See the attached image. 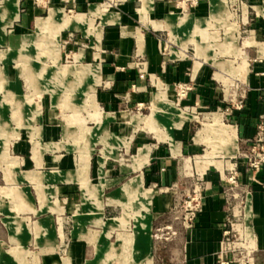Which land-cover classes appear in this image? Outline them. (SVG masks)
<instances>
[{"label": "crops", "instance_id": "0c3cea01", "mask_svg": "<svg viewBox=\"0 0 264 264\" xmlns=\"http://www.w3.org/2000/svg\"><path fill=\"white\" fill-rule=\"evenodd\" d=\"M76 4L80 7L76 12L83 13L67 19L62 11L70 18L76 14L69 16L62 4L51 2L46 6L47 10L54 6L47 12L50 17L36 16L34 24L42 32L51 27L53 17L59 16L62 23L52 30L82 24L77 30L86 33L88 26L83 23L88 19L83 15L93 17L95 35L89 36L95 44L92 58L96 61L82 63L98 65L100 70V84L94 90L102 115L98 121L93 117L95 126L88 129L96 130L97 135L90 133L91 142L77 163L76 155L69 149L51 114L52 109L40 113L39 101L32 102L37 109L33 137L29 142L25 138L13 140L9 145L12 155H9L16 160V165L0 168V264H219L217 253L222 231L241 215L239 200L232 198L231 191L223 184L227 165L236 162L238 186L233 191L239 196L248 192L247 225L254 238L248 264H264V164L253 172L242 167V161L234 157L240 140L253 136L257 123L261 122L264 127V21L257 20L250 25L253 27L248 29L250 41L241 45L240 56L246 60V69L237 84L242 90V107L220 114L225 120L221 121L225 124L222 125L235 131V145L230 143L229 148L219 149V157L211 150L204 156V143L211 148V124L203 127L201 122L194 130V119L184 120L171 128L166 140H160L157 137L164 129L163 120L173 118L158 111L163 115H155L159 131L152 140L147 131L135 130V116L129 114V109L147 99L151 107L154 93L150 86L155 80L161 83L157 92L166 95V102L192 115L227 104L215 80L216 74L222 72L213 63L218 72L212 71L208 63L210 44H204L198 36L199 30L206 37L210 35L201 24L213 18L209 3L207 8L198 0L189 3L180 0L177 12H174V0H150L147 9L141 7L140 0H78ZM96 4L104 13H99L97 7L90 8ZM6 5L14 14L11 23L40 10L34 0H0V6ZM185 14L188 19L183 24L171 26L173 33L161 25L166 17L176 22ZM164 30L175 46L170 45L163 55L157 46L156 31ZM97 31H100L99 41ZM189 39L207 47V54L196 56L195 46ZM181 43L185 44L184 50ZM188 43L193 46L194 57L187 56ZM172 51H184L185 55H175ZM214 59L219 60L217 56ZM138 60L144 61L143 78L137 76L135 62ZM190 76L191 89L175 102L172 86L187 82ZM7 83L9 86L10 82ZM55 86L49 85V88L56 90ZM7 90L19 94L16 89ZM56 92L57 95L50 92L51 105L64 100L63 93L60 92L63 96L60 100L59 90ZM122 140L128 142L126 148ZM93 144L102 148L91 162L89 150ZM146 148V161L134 169L133 156ZM118 149L123 153L132 152L126 163L113 162ZM2 162L0 158V166ZM186 162H190V174L185 171ZM253 177L263 186L253 181ZM182 185L199 188L200 206L188 228L180 224L179 200L173 190ZM160 186L167 193H156ZM127 213L134 215L131 222L127 220ZM20 249L30 253L28 259L20 255Z\"/></svg>", "mask_w": 264, "mask_h": 264}, {"label": "rangeland", "instance_id": "374dc122", "mask_svg": "<svg viewBox=\"0 0 264 264\" xmlns=\"http://www.w3.org/2000/svg\"><path fill=\"white\" fill-rule=\"evenodd\" d=\"M108 1V0H99ZM115 1V0H114ZM138 2V0H135ZM142 6H149L150 0H140ZM180 0H174L175 10L180 8ZM194 0H188V3ZM204 2L206 7H211V18L202 22L206 31H210L208 37L204 36L203 30H199L198 36L202 39L204 44H210V66L212 71L218 72L217 68L212 65H216L222 72L216 74V82L220 88L221 98L223 97L228 104L238 99L242 95V90L238 89L237 84L240 83L243 71L246 69V60L243 59V55L240 52L242 50L241 45L249 43L248 29H251L250 25L257 20L264 21V0H198ZM62 4L64 11L67 15H74L80 10L76 2L78 0H34L35 7L40 8L37 12L30 14L28 17L11 21L14 19V14L10 7L0 6V158L4 160L3 165L0 168L14 167L16 160L11 158L10 143L13 140L25 138L27 141L32 139L33 131L32 125L35 124V116L37 115V109L33 107L32 102L39 101L40 113L45 109H52V116L56 121L59 128L62 130V137L68 142L69 149L76 155L77 163L83 158V152L88 148L91 142V135H97L96 130H89L90 127L95 126V119L97 121L102 115L100 112V106L95 98V86L100 84V70L99 66H91L86 63L95 62L96 59L92 57V38L89 35H95V31H92L93 17L84 19L87 20L83 23L87 25L86 33L80 29L82 24H73L62 29H55L62 23L61 17H53L51 27L47 26L44 31L37 30L35 28L34 20L36 16L44 17L42 19H48L47 12L54 6H49L48 10L46 6L49 3ZM147 2V3H146ZM98 3V2H95ZM146 3V4H145ZM60 6V5H59ZM97 7L99 13L103 12L99 9V4L92 5ZM11 9V10H10ZM59 9V8H55ZM62 10V9H61ZM39 11V12H38ZM90 12V9L88 13ZM104 13V12H103ZM62 14L65 18L73 19L80 14H76L72 18L67 17L63 11ZM99 15V14H97ZM46 16V17H45ZM188 18L186 14L180 17L176 22L168 20L167 17L162 21V26L168 27L172 32V27L175 25L180 26ZM19 22V24H16ZM11 23V24H10ZM208 23H211L210 25ZM48 25V24H47ZM73 28V29H71ZM75 29V30H74ZM157 32V46L159 51L164 55L167 53L170 45L173 42L168 39L166 31ZM30 34V35H24ZM24 35V36H23ZM97 39L99 41L100 31L96 32ZM5 37V39H4ZM24 42L22 43V38ZM252 37V36H251ZM35 41V42H33ZM193 43L196 49L195 55L200 53L201 55L207 54V47L200 42L197 43L191 39L188 40ZM183 50L185 44L181 43ZM9 48V49H8ZM14 49V50H11ZM18 49V50H16ZM80 49L78 52L77 50ZM260 48V53L262 52ZM77 52V53H76ZM175 55L184 56V51H172ZM76 53L73 57V54ZM187 56L194 57L192 44H187ZM217 56L219 60L214 59ZM206 57V56H205ZM74 59V62H73ZM225 60L229 61L226 62ZM73 62V64H71ZM7 72L8 75L5 73ZM97 73V74H96ZM156 81V80H155ZM153 82L151 107L150 100L147 99L141 103L136 104L129 109V114L134 115L133 119L134 127L136 131L145 130L149 133L152 140H155V134L159 131V124L155 120V115H163L156 113L163 111L169 116H172L173 120H163V131L158 135V139L166 140L169 136L172 127H178L182 121L188 119H194L190 114L182 109L172 105L165 101L166 95L163 96L162 92H157V88L161 87V83ZM9 83V86L6 84ZM66 84V85H65ZM49 85L55 86L56 90H59L64 95L63 102L59 101V104L55 102V105H51V93L57 95L56 90L50 89ZM58 85V86H57ZM61 85L62 87H60ZM64 85V86H63ZM7 86V87H6ZM85 87L91 92H86ZM7 88L16 89L19 93L16 95L14 92L8 91ZM173 90V86H172ZM157 92V93H155ZM58 95V97H59ZM38 96V97H36ZM62 94L60 100H62ZM58 100L56 96V101ZM68 101V102H66ZM176 102V101H175ZM21 103L23 106L20 107ZM64 106V107H62ZM199 114H193L197 118L194 119L193 129L197 130L200 127L199 123L204 125L211 124V148L208 144L204 143V151L202 155L208 156V150H211L216 157L221 156L219 149L224 150L230 147V143L235 145V131L229 127L222 125L220 118L215 117L211 122L210 115L213 113L220 114L219 111L205 109L203 111H196ZM95 113V114H94ZM160 123V122H159ZM227 125V124H226ZM202 127V129H203ZM99 125L97 126V129ZM200 129L198 131L201 132ZM228 135L231 136L229 140ZM112 140V139H111ZM29 142V141H28ZM27 142V143H28ZM227 142V143H226ZM228 144V145H227ZM122 145L125 148L128 145L127 141L122 140ZM233 145V146H234ZM9 148V149H8ZM102 146L93 144L91 150H89L90 161L93 157L99 154V149ZM148 148L145 150H138L136 155L133 156V168L137 169L140 165L146 161L145 154H147ZM10 154V155H9ZM132 152L123 153L122 149H118V155L115 163H126L130 159ZM5 156V158H3ZM214 156V157H215ZM104 156L103 158H105ZM119 158V159H118ZM219 159V158H210ZM84 165L87 163V159L84 158ZM194 160H206V158H196ZM192 163V160H189ZM190 162H186L187 168L185 171L187 174L192 173L190 168ZM103 161L101 162V164ZM198 173V171H196ZM192 187L187 185L182 187L173 188L178 197L179 204L177 209H180V204L185 196L191 191ZM160 189V191H159ZM156 193H167L163 187H157ZM159 191V192H158ZM78 188L76 193L78 194ZM243 196V194H241ZM242 204L239 206L241 210ZM130 210L129 212H131ZM127 220L131 222L133 220L132 213H127ZM132 219V220H131ZM233 230L230 231L229 247H233L234 251L231 252V257L235 262L238 260H247L250 255V246L248 242L243 241L245 237L242 233L243 220L240 218L233 222ZM249 246V247H248ZM21 250V249H20ZM62 252H60L61 255ZM27 251H20V255L23 258L28 259ZM243 257V258H242ZM246 258V259H245Z\"/></svg>", "mask_w": 264, "mask_h": 264}, {"label": "built area", "instance_id": "2783aa9c", "mask_svg": "<svg viewBox=\"0 0 264 264\" xmlns=\"http://www.w3.org/2000/svg\"><path fill=\"white\" fill-rule=\"evenodd\" d=\"M135 67L137 69L138 78H143L145 75L144 61L138 60L135 62ZM192 85V76H190L187 82H177L173 85V92L176 98V102L179 99H182L186 96L187 92L191 89ZM242 107V96L236 99L234 102L227 103L220 108H216L215 111H219L220 114H229L232 110H240ZM222 121L223 116L221 117ZM234 157L237 160L242 161V167L250 169L253 172L259 171L260 167L264 164V127L261 122L257 123L255 126V133L253 136L241 139L240 147L237 148L236 154ZM238 164L237 162L233 164L232 167L228 168L224 177L223 184L227 190L231 191V196L234 199H238L240 204H244L246 199V194L248 192H243V196H239L238 192L233 191L238 186L237 177H238ZM258 185L263 186V184L252 178ZM199 204V188L197 185H194L191 191L185 196V199L182 200L180 204V224L183 228H188L192 224L195 212L198 210ZM242 216V215H241ZM233 224L229 223V227L222 231V238L219 241V250L217 253V259L219 264H248V259L238 260L235 262L231 257V252L234 251L233 247H229V237L230 231L233 230ZM244 243L246 242L243 239ZM251 251V248H250ZM243 258V257H242ZM246 259V258H245Z\"/></svg>", "mask_w": 264, "mask_h": 264}, {"label": "bare ground", "instance_id": "6f19581e", "mask_svg": "<svg viewBox=\"0 0 264 264\" xmlns=\"http://www.w3.org/2000/svg\"><path fill=\"white\" fill-rule=\"evenodd\" d=\"M147 3V2H146ZM145 3V4H146ZM183 49V48H182ZM193 116V115H191ZM211 117V122H213V119H215V117H218L220 118L221 120V115L220 114H217V113H213L210 115ZM194 119H196L197 117L196 116H193ZM222 121V120H221ZM222 123V122H221ZM224 124V123H222ZM225 125V124H224ZM233 164H228L226 168H230L232 167ZM219 168L221 167L218 166ZM222 171V170H221ZM248 211H249V196L247 195L245 201H244V204L242 205L241 207V215H242V218H243V226H239L240 229L242 230V233H243V236L245 237V241L248 242L250 248L252 247V244H253V241H254V238H253V235L251 234V232L249 231V228H248V225H247V220H248ZM250 232V234H249ZM248 246V247H249ZM254 249V248H253ZM250 250V249H249ZM252 250V249H251Z\"/></svg>", "mask_w": 264, "mask_h": 264}]
</instances>
